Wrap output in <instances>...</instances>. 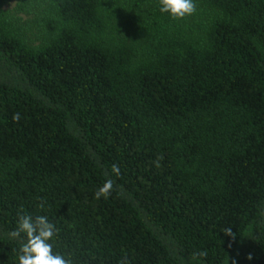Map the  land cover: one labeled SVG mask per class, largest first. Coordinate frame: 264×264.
Masks as SVG:
<instances>
[{
	"label": "trees",
	"instance_id": "16d2710c",
	"mask_svg": "<svg viewBox=\"0 0 264 264\" xmlns=\"http://www.w3.org/2000/svg\"><path fill=\"white\" fill-rule=\"evenodd\" d=\"M10 1L0 264L22 212L72 264H264V0Z\"/></svg>",
	"mask_w": 264,
	"mask_h": 264
},
{
	"label": "clouds",
	"instance_id": "9594fccd",
	"mask_svg": "<svg viewBox=\"0 0 264 264\" xmlns=\"http://www.w3.org/2000/svg\"><path fill=\"white\" fill-rule=\"evenodd\" d=\"M158 10L173 19H183L196 11L195 0H158ZM20 114L16 113L13 120L19 121ZM113 176H120V167L112 165ZM114 190V179L107 178L94 193L97 199L108 198ZM44 201L38 207L43 209ZM230 232V229L226 230ZM8 238L19 241L16 264H72V260L64 254L55 252L53 241L56 235L55 226L47 215L31 216L18 214L16 226L8 232ZM251 259V257H249Z\"/></svg>",
	"mask_w": 264,
	"mask_h": 264
},
{
	"label": "rangeland",
	"instance_id": "374dc122",
	"mask_svg": "<svg viewBox=\"0 0 264 264\" xmlns=\"http://www.w3.org/2000/svg\"><path fill=\"white\" fill-rule=\"evenodd\" d=\"M14 6H15V1L12 0V1H10L9 3H7V4L4 6V9L9 10V11H12L13 8H14ZM23 18H24V16H23Z\"/></svg>",
	"mask_w": 264,
	"mask_h": 264
}]
</instances>
